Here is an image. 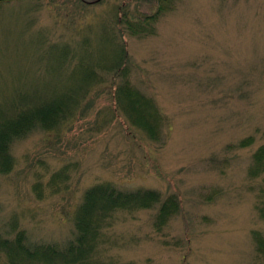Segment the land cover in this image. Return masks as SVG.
Returning <instances> with one entry per match:
<instances>
[{
    "label": "rangeland",
    "instance_id": "1",
    "mask_svg": "<svg viewBox=\"0 0 264 264\" xmlns=\"http://www.w3.org/2000/svg\"><path fill=\"white\" fill-rule=\"evenodd\" d=\"M101 1L84 8L70 0H17L0 9V109L21 98L37 104L77 78L81 70L62 67L58 54L49 55L51 45L68 44L72 52L86 40L92 50L75 51L111 58L98 50L103 25L124 0ZM158 6L150 0L132 10L151 14ZM15 11L20 21L11 18ZM124 40L133 84L168 119L164 142L151 141L115 111L113 81L104 75L65 125L37 128L12 145L14 169L0 172V231L15 218L31 241L63 245L73 238L85 190L109 182L182 202L162 234L152 228L157 209L118 215L106 254L118 263L264 264L253 239V232L264 234L256 209L261 178H249L264 144V0H173L154 36ZM251 137L252 146H238ZM65 167L67 178L52 192V176Z\"/></svg>",
    "mask_w": 264,
    "mask_h": 264
},
{
    "label": "trees",
    "instance_id": "2",
    "mask_svg": "<svg viewBox=\"0 0 264 264\" xmlns=\"http://www.w3.org/2000/svg\"><path fill=\"white\" fill-rule=\"evenodd\" d=\"M29 0H19L27 2ZM41 1V0H39ZM50 5H67L69 0H45ZM75 4L90 7L99 0H70ZM101 1V0H100ZM153 1V0H152ZM159 5L156 12L141 14L132 10L134 3H150V0H124L110 13L111 20L103 27V46L112 53L109 60L104 55L94 59L85 58L81 53L88 52L92 47L86 40L77 45L83 51L71 52L68 44L51 45L49 55L58 54L57 59L62 67L77 68L81 71L71 85L59 93L44 94L38 97L37 104L22 101L0 109V172L9 174L15 166L12 155V145L28 137L29 133L39 128L43 131H53L65 125L88 99L91 92L105 83V76L113 81L111 102L115 111L123 114L138 130L153 142H164L163 135L168 119L164 116L154 99L142 93L131 80V62L127 52L125 36H154L160 17L169 11L173 0H156ZM102 2V1H101ZM116 2V1H115ZM8 2H0V9L9 10ZM19 13L12 12L11 18L20 21ZM47 41V40H43ZM95 62L89 66L88 61ZM75 70V71H76ZM74 74V71H73ZM105 75V76H104ZM254 144V138H247L239 143L245 148ZM249 170L251 180L261 178L256 194V209L264 220V144L253 154ZM68 167L54 174L50 189L55 191L59 180L66 179L63 174ZM35 194L43 199L41 183L35 185ZM182 202L178 195L164 197L159 191L152 189L122 190L112 183H100L88 188L82 202L74 213L75 232L73 238L63 245L54 243L33 242L27 232L19 228L18 220L13 218L8 231H0V264H134L121 263L106 256L112 247L110 234L117 216L141 211L157 209L153 218L152 228L157 234H162L169 223L180 213ZM1 214V206H0ZM256 251L264 257V234L253 232ZM113 244V243H112ZM106 256V258H105ZM108 257V258H107ZM107 259V260H106Z\"/></svg>",
    "mask_w": 264,
    "mask_h": 264
}]
</instances>
